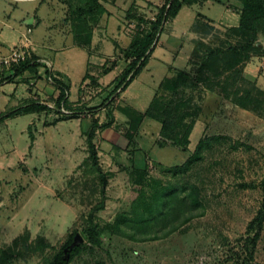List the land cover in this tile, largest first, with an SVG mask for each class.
I'll return each instance as SVG.
<instances>
[{"label":"rangeland","instance_id":"374dc122","mask_svg":"<svg viewBox=\"0 0 264 264\" xmlns=\"http://www.w3.org/2000/svg\"><path fill=\"white\" fill-rule=\"evenodd\" d=\"M51 1H56L57 22L51 23L52 29L46 24L39 26L30 37L40 47L43 40L54 37L68 49L56 54L41 47V54L47 60L38 57V61L46 65L50 76L42 67L41 74L27 71L12 83L0 84V117L27 101L50 107L49 111L38 114L0 118V264H46L63 249L69 235L75 232L79 235L87 226L88 213L102 198L98 175L87 160L86 132L94 120L100 125L112 121L109 127L99 128L94 136L100 166L109 174L105 208L96 213L95 219L101 229L102 243L99 247L85 241L77 244L82 248L70 264H245L250 262V253L253 256L250 264H264V222L262 226L255 222L263 203L264 26L253 40L234 34L229 26L231 22L220 23L224 4L232 0H220L219 6L216 1L209 4L214 5V12L219 11L217 15L210 13L211 20L204 17L197 20L208 29L195 32L193 27L188 30L186 27L183 31L180 26L189 11L185 8L177 22L181 40L173 45L178 51L183 48V58L173 61L171 51L156 44L152 53L157 59H149L132 86L131 91L139 95V102L121 98L124 90L120 89L111 102L103 105L107 89H111V84L114 86V80L129 62L120 50L114 55L102 50L97 64L90 63L85 71L86 52L70 48L67 0ZM73 1L76 5L79 2ZM101 1L117 21L120 34L133 35L141 30L136 20L126 19L129 0ZM138 1L137 7L130 8L133 14L144 16V21H154L168 0ZM228 7L235 12L232 4ZM196 11L206 14L204 7ZM108 17L109 14L107 22ZM233 18L236 19L235 15ZM169 24L164 25V32L169 31ZM106 28L105 20L99 33L107 44L108 40L112 42V34L106 35L107 40L103 36ZM159 41H164L163 32ZM196 42L217 53L238 50L231 67L222 68L223 71L204 68L201 59L208 51L198 48L193 56ZM249 42L250 48L242 52L241 47ZM14 48L27 51L26 58L35 56L27 45ZM107 58V66L100 65ZM160 60L168 62L174 70H168ZM53 65L70 82L63 73L55 75ZM105 68H109L107 73ZM12 72V67L0 66V81ZM84 72L88 78L84 79ZM164 77L179 84L176 89L168 85L157 91L156 99L162 107L158 113L169 123V130L173 125L192 123L186 150L162 136L160 122L147 115L129 121L123 113L131 104L141 108L148 103ZM53 78L62 80L68 88L71 84L74 97L70 100L68 92L67 106H56L60 92ZM250 93L253 101L244 102L247 109L235 103L236 95L249 100ZM63 117L68 118L60 120ZM29 134L34 137L32 147ZM178 135L183 142V132ZM200 142V159L187 173L174 176L168 172L194 155ZM136 167L146 169L148 177L144 186L133 183L130 172ZM186 184L196 187L201 206L192 211L186 208L184 213L178 210L176 214L172 209L166 228L153 231L157 236L135 233L130 238L128 235L133 230L127 225L121 227L127 236L114 229L116 216L129 213L139 196L138 199L153 204L160 187ZM185 195L181 192L179 197ZM3 251L8 252L9 258L3 259Z\"/></svg>","mask_w":264,"mask_h":264},{"label":"trees","instance_id":"16d2710c","mask_svg":"<svg viewBox=\"0 0 264 264\" xmlns=\"http://www.w3.org/2000/svg\"><path fill=\"white\" fill-rule=\"evenodd\" d=\"M200 0H168L166 4L160 8L154 21H144V16H136L133 14L130 8L126 12V19L128 20H136L138 22V27L140 29L138 32H135L131 35V42L126 49L122 50L123 57L125 60L129 62L128 66L124 69L123 73L120 77L116 78V82L114 80L113 89L109 92L105 101L102 103L111 102L112 97L117 93L118 90H125L134 78L145 68L148 63L149 57L151 56L153 50L156 47V44L160 38L161 33L163 32L164 25L171 22L179 13L183 6L192 5L194 3L199 2ZM204 1V0H202ZM242 2V9L239 13V20L238 25L236 27H232V32L237 35L246 36L249 40V37L253 38L260 30V27L264 26V0H240ZM68 10H69V18L72 22V28L74 34L76 35V41L79 45H89L91 39V32H90V25L96 24L100 17L106 13L105 8L99 2V0H79L78 4H74L73 0H67L66 3ZM202 17L198 15L195 23L192 25L195 32L202 31L204 29H208L205 25L200 24L197 20ZM144 25V26H143ZM143 26V27H142ZM137 28V25H136ZM85 36V37H84ZM248 42V41H247ZM198 48H205L202 43L196 42L194 43V47L192 49V55L196 56L198 52ZM250 48V42L246 43L241 47V51H247ZM206 52L208 51L205 48ZM238 50L231 49L228 53H224L223 51L214 52L209 50L201 59L202 65L206 69H210L212 67L218 71L221 68H229L231 67L232 60L235 54H237ZM223 57L225 59H223ZM201 58V57H199ZM39 58L36 56H32L31 58H27L26 60L14 64L12 66V75L7 79H2L0 84L4 82L12 83L15 78L22 77L25 72L27 71H34L36 72L39 67L46 68V73L50 76V71L47 69L46 65L42 62L38 61ZM109 69V68H108ZM108 69L105 68L104 73L108 72ZM220 71V70H219ZM235 74V73H234ZM233 74V76H234ZM88 74H85L84 79L88 78ZM92 81H95L92 77H90ZM170 78L164 77L161 82L159 83L155 94L143 113H138L134 110L129 109L123 110L124 115L127 116L129 121H135L140 116L144 118V116H149L151 119H154L161 123V134L166 140H171L174 145H179L182 150H186V144L188 143V135L192 130V123L184 124L182 126L173 125V127L169 130V123L161 117V113H158L162 110L160 100L156 99L157 91L160 88L167 87L170 85L172 89H176L178 87L179 82L177 81H169ZM172 80V79H170ZM54 84L59 89V95L56 98L55 104L56 106L62 107L67 106L68 102V86L65 85L63 82L54 79ZM169 87V86H168ZM249 100H243L241 97H234L235 103L239 104L238 106L247 109L248 107L245 105L244 102L253 101L252 94L250 93ZM49 108L45 104H41L37 101H27L24 105L16 107L10 110L7 113L2 114L0 117L2 118H14L17 116L23 115H30V114H38L45 111H49ZM154 110L157 111L158 114H153ZM74 114V113H71ZM68 117H63L60 120H65ZM128 121V122H129ZM112 124L111 122L105 123L100 125L98 121H92L89 129L86 132V143H87V150H88V157L87 160L90 162L93 171L98 175L99 182L101 184V201L91 209L87 216V226L81 231V238L87 244L91 246L99 247L101 245V229L98 223L95 221L96 213L104 210L105 208V188L107 185V176L108 173L104 172L99 163V156L98 151L96 149V145L94 143V136L95 132L99 128H107ZM138 124V123H137ZM177 130V131H176ZM169 132V133H167ZM179 132H183V142H181L179 137ZM31 145L34 141V137L32 134H29ZM201 142L198 144L194 155H192L186 162L182 165L171 168L168 170L172 175L176 176L178 174H185L189 171L190 167L193 165L194 162L200 159V151H201ZM133 183L137 186H144L145 180L147 179L148 175L146 169L138 170L133 169L130 172ZM263 199H262V207L255 222L261 225L264 222V179L261 183ZM183 192L185 197L180 198V193ZM197 190L196 187L186 184L182 187L176 186H163L158 189L157 195L153 200V204H149L146 199H136L132 203L131 211L129 213H121L118 214L114 220V229L121 231L122 234L126 233L121 230L122 225H127L129 229L133 230L132 233L128 235V237L133 238L136 234L149 235L155 234L154 230L158 232L161 228H166L168 217L172 209L176 211V214L179 212H186V208L189 210H194L197 207L201 206L199 198L197 197ZM187 218L185 221H188ZM254 222V223H255ZM175 228H172V231ZM167 232V231H166ZM170 233V232H168ZM77 232L72 233L69 235L63 249L50 261H47L46 264H70L73 260L74 256L78 254L80 249L82 248L81 245H75L71 248L72 243L74 242V238ZM127 236V235H126ZM153 236H157L156 234ZM256 237V236H255ZM156 237H152L154 239ZM8 252L3 251L1 252V256L3 259H7ZM250 262L253 261V256L250 253L249 255ZM246 262L245 264H250Z\"/></svg>","mask_w":264,"mask_h":264},{"label":"crops","instance_id":"0c3cea01","mask_svg":"<svg viewBox=\"0 0 264 264\" xmlns=\"http://www.w3.org/2000/svg\"><path fill=\"white\" fill-rule=\"evenodd\" d=\"M129 1H130V4L128 6H130V7L131 6L137 7L136 5H139V3H140L138 0H129ZM212 1H216L218 3L217 6H219V4H222V2L220 0H204V1L200 0L199 2L194 3L192 5L183 6L181 8V10L179 11V13L177 14V16L171 21L172 23H170V22H169L170 24L167 23L170 26L169 31H167L168 33L164 32V30H163L164 41L160 42L158 40V42H157L158 46L157 45L156 46L165 50V51H169V52L171 51V53L173 54V58H172L173 61L178 60V58H180L183 55V48H181L178 51V48H176L173 45H174V41H176V40L180 41L181 40L180 37H181L182 32L177 27V22L179 21L180 13L185 8H189V11L186 15L187 17L185 19V22L183 23L182 26H180V27L184 28L183 31L186 30V27L188 30L195 23V20L197 19L198 15L204 17V19L211 20V18H209V16H208L210 13H214L215 15H217V13H219V11H216V10H215V12L213 11L215 9L214 5H212V6L209 5V4H214V3H212ZM228 1H230V0H228ZM99 2L102 4L101 0H99ZM55 3H56V1L53 2L51 0H0V56L7 55L9 53V51L17 45L29 46L36 57H42L44 59H46V58L41 54V47H42V49H48V50L54 51L56 54L62 53V51L68 49L65 46V44H59V42H56V39L54 37H48V41L46 39L43 40V45H41V47L38 46V44L35 41H33L30 37L31 34L35 31V29H37L39 26H41L43 24L49 25L50 26L49 28H51V29L53 28L52 24H55L57 22L56 21L57 15H56V6H55L56 4ZM231 4H232V7L236 8L235 12L233 11V8L228 7V5L230 6ZM102 5L105 8L106 13L100 17L99 21L96 24L90 25L91 39H90L89 45H79L77 43V41H76L77 39L75 37L76 35L74 34V31L72 28V22H71L70 18H67L68 21L70 22V27H71V32H70L71 45H70V48L80 49V50L86 52V54H87L85 71L87 69V65H89L90 63L91 64H97V60L99 57L98 55H100V56L103 55L100 53L102 50H103V52L108 51L109 54H112V55L118 54L119 50L122 52V50L126 49L131 42V35L130 34H125V35L120 34L117 31L118 27H116V25H115V22H117V21L114 19V16L110 15V11H108L106 9L104 4H102ZM52 7L54 8L55 11H52ZM130 7H128V8H130ZM202 7L206 8V14L203 12H198V11H196V13H195L196 9L202 8ZM224 7H225V10L222 12V16L220 18V21H221L220 23L229 24L231 22L232 25L230 24L229 26L230 27H236L238 25L239 13L242 9V2L240 0H232V3L227 2V4H224ZM128 8L126 9L127 11H128ZM50 12L55 13V15H52ZM193 12L195 13V16L193 15ZM108 14H109V17H108V22H107L106 16ZM50 15H51V17H50ZM233 15H235V17H236L235 20L233 18ZM105 20L107 23V28L105 29L106 34L103 36H105V38L107 39L106 35L108 36L110 33L112 34V37H111L112 42H110V40L107 39L109 41V42H107V44H106L105 40H103V38L100 39L101 34L99 33V32H101L100 25L103 23V21L105 22ZM15 22H17L19 25H21V27H18V25ZM34 22L37 23V26H35V27L31 26V24ZM189 22H190V24L188 26H185L186 23H189ZM109 27H111V29H112L111 30L112 32H110V33L108 32ZM124 27H126V25ZM24 28H25V30H24ZM28 28H31V31L29 33L27 31ZM165 33H167V34H165ZM191 35H193V34H191ZM56 36H58V33H56ZM160 37H161V35H160ZM169 43H171V45ZM157 47H155V48H157ZM109 58L104 60L105 61L104 64L100 63V65L105 66L106 64H108L107 62L109 61ZM153 58L157 59L156 57H153V53H152L149 59H153ZM182 58H183V56H182ZM160 62L163 63L168 70L169 69L174 70V67H172L168 62H164L162 60H160ZM146 67H147V65L145 66V68L143 70H145ZM40 68H42V67H39L37 69L39 74H41L40 73L41 71H39ZM43 70L46 71L45 68H43ZM53 70L55 72V75H56V72H58L60 74L63 73L64 74L63 76L66 77L67 80H69V77L64 72H62V70L54 68V65H53ZM142 71L139 73V75L142 73ZM85 73L86 72H84L83 76L85 75ZM83 76L81 77L79 82L83 79ZM136 78L131 82V84L120 95L121 98H125V97L130 98V100H128V99L127 100L125 99V100L128 102L132 101V103H135V104L137 102H139V100H140L139 95H137V94L135 95L131 91L133 83H135L137 81ZM69 82H70V80H69ZM79 82H78V85H79ZM160 82H158L157 84L159 85ZM76 89H77V86H76ZM112 89H113V86L111 84V89L110 90L107 89V91L110 92ZM13 90H15V89H13ZM68 92L70 95L69 99L70 98L72 99L74 96H72L71 84L69 85ZM109 92L106 93L105 97H107ZM153 93H154V91H152V95H153ZM153 96H151L149 102H151ZM67 97H68V94H67ZM149 102L146 104H143L141 108H138V107L134 106V104H131L129 106V109L131 108V110H134L138 113H143L146 110V108L148 107ZM141 154L143 155V152H141ZM136 168L141 169L140 167H136Z\"/></svg>","mask_w":264,"mask_h":264},{"label":"built area","instance_id":"2783aa9c","mask_svg":"<svg viewBox=\"0 0 264 264\" xmlns=\"http://www.w3.org/2000/svg\"><path fill=\"white\" fill-rule=\"evenodd\" d=\"M24 49L14 48L10 51L6 57H0V66H4L6 68L12 67L14 64L22 62L26 60V53Z\"/></svg>","mask_w":264,"mask_h":264},{"label":"water","instance_id":"95a60500","mask_svg":"<svg viewBox=\"0 0 264 264\" xmlns=\"http://www.w3.org/2000/svg\"><path fill=\"white\" fill-rule=\"evenodd\" d=\"M82 241L83 240H82L80 235H78V234L75 235L74 242L72 243L71 248L74 247L75 245L81 243Z\"/></svg>","mask_w":264,"mask_h":264}]
</instances>
